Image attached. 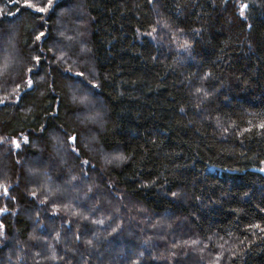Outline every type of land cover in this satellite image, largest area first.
Instances as JSON below:
<instances>
[{
    "label": "trees",
    "instance_id": "16d2710c",
    "mask_svg": "<svg viewBox=\"0 0 264 264\" xmlns=\"http://www.w3.org/2000/svg\"><path fill=\"white\" fill-rule=\"evenodd\" d=\"M24 4L0 0V264H264V0Z\"/></svg>",
    "mask_w": 264,
    "mask_h": 264
},
{
    "label": "snow or ice",
    "instance_id": "6c2138e0",
    "mask_svg": "<svg viewBox=\"0 0 264 264\" xmlns=\"http://www.w3.org/2000/svg\"><path fill=\"white\" fill-rule=\"evenodd\" d=\"M53 6H54V0H47V4L46 5L43 4L41 6V5L36 4L35 7H32V5H30V4H24L21 7L22 8H29V9H31V11L39 13V14H47L52 9ZM247 7H248L247 4H242L241 5V10H240V13H239L241 16L245 15L244 9H246ZM153 32H155V28H152V30L150 32H148L147 35L151 37L153 35ZM46 35H47L46 31H39V32L36 33L34 41L35 42H41V41L44 40ZM60 35L64 36V33H60ZM184 43L187 44V41H185ZM181 46H183V45H181ZM86 50L87 49H85L84 47L81 48V51H86ZM42 51H43V49H41V52ZM49 51H51V49H49ZM64 55H65V53L62 51L57 58L58 59H62L64 57ZM42 63H43V61H42L41 55L37 54V55L32 56L31 57V65L32 66L28 67L26 69V72L27 73H32L34 71V68L38 67ZM69 72H70V70H69ZM205 75L207 76L209 74L205 73ZM83 77H84V72L81 71V72H76L74 75H69L68 78L69 79L82 80L81 78H83ZM40 79H43V77H40ZM23 83H24V87L29 88V89H34V85H35V83H37V81H34L31 78V76H28L26 79H24ZM17 87H19V85H17ZM96 87H98V85H96V84H92L91 85L92 89H95ZM202 91H203V89H201V88H197L196 89V92H198V93L202 92ZM42 95H43V93H42ZM204 95L207 96L209 94L207 92H205ZM17 98H19V96ZM80 100L83 103V102H85L87 100V97H80ZM28 111L30 112L31 108H29ZM181 111H183V109H181ZM259 127L260 128H264V122H262L259 125ZM22 139H23V143L24 144H28L30 142L29 138L27 136L22 137ZM79 139H80L79 138V134L76 133V132H74V134L68 135V141L71 144H73V145H77V147L73 149V151L76 153L77 156H79V146H78L79 145ZM15 146H16L17 149L21 148V143H20L19 140L16 141ZM111 159L119 161V160H125V159H127V157L122 152H115V153L112 154ZM83 163H87V161H83ZM262 163H264V162H262ZM261 171H264V168H262ZM86 174L87 173H85V175ZM0 190H2L5 195H7L8 192H9V189L7 188V186L3 187ZM30 195L35 198L37 196V191L36 190H32ZM172 195L176 196L177 193L174 192V193H172ZM43 203H45V201H41V204H43ZM65 207H70V205H66ZM55 210L56 209L54 207V211ZM0 211H4V209H0ZM76 214H77L76 212H73V215H76ZM82 218L85 219V220L88 219L87 215H82ZM94 223H104V221H94ZM253 227L259 228V225H254ZM0 228H3L4 231H6V226L2 222H0ZM113 231H116V229H114ZM55 238L59 239V233L57 234V236ZM77 239H79V237H77ZM89 243H91V241H89ZM192 243L195 244L196 241H192ZM58 258L59 257L55 253H53L51 259L56 260Z\"/></svg>",
    "mask_w": 264,
    "mask_h": 264
},
{
    "label": "water",
    "instance_id": "95a60500",
    "mask_svg": "<svg viewBox=\"0 0 264 264\" xmlns=\"http://www.w3.org/2000/svg\"><path fill=\"white\" fill-rule=\"evenodd\" d=\"M253 171H256V172H261V169L260 168H254L252 169Z\"/></svg>",
    "mask_w": 264,
    "mask_h": 264
},
{
    "label": "rangeland",
    "instance_id": "374dc122",
    "mask_svg": "<svg viewBox=\"0 0 264 264\" xmlns=\"http://www.w3.org/2000/svg\"><path fill=\"white\" fill-rule=\"evenodd\" d=\"M263 168H264V166H263Z\"/></svg>",
    "mask_w": 264,
    "mask_h": 264
}]
</instances>
